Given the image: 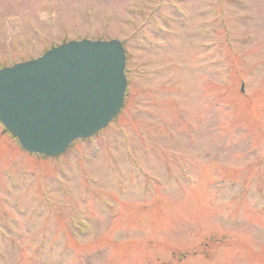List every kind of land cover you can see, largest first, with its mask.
<instances>
[{"label": "rangeland", "instance_id": "obj_1", "mask_svg": "<svg viewBox=\"0 0 264 264\" xmlns=\"http://www.w3.org/2000/svg\"><path fill=\"white\" fill-rule=\"evenodd\" d=\"M78 40L125 103L54 158L0 124V264H264V0H0V69Z\"/></svg>", "mask_w": 264, "mask_h": 264}, {"label": "water", "instance_id": "obj_2", "mask_svg": "<svg viewBox=\"0 0 264 264\" xmlns=\"http://www.w3.org/2000/svg\"><path fill=\"white\" fill-rule=\"evenodd\" d=\"M121 44L70 42L0 71V122L28 152L56 156L104 128L125 91Z\"/></svg>", "mask_w": 264, "mask_h": 264}]
</instances>
